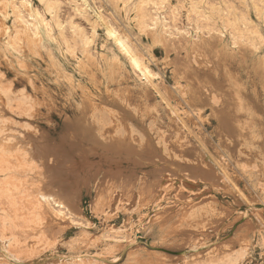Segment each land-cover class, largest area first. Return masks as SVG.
Here are the masks:
<instances>
[{"label":"rangeland","instance_id":"rangeland-1","mask_svg":"<svg viewBox=\"0 0 264 264\" xmlns=\"http://www.w3.org/2000/svg\"><path fill=\"white\" fill-rule=\"evenodd\" d=\"M10 1L0 0V144L11 147L4 155L8 159L0 162V264H78L69 258L76 255L96 264H264V148L259 127L264 125V0H52L61 3L50 10L47 0H27L29 6L23 7L20 0ZM29 13L40 14L48 23H38L36 40L29 37L31 25L41 18L34 15V20ZM56 13L61 16L58 30L52 19ZM16 14L31 23L29 30ZM152 17L159 20L157 41L148 31L156 28ZM107 24L116 31L120 27L119 34L126 36L148 72L122 53L113 41L117 33L106 36ZM14 25L20 33L9 41ZM164 29L186 39L190 50L180 53L185 62H174L175 53L161 37ZM81 30L90 37L86 54L78 40ZM200 41L202 46H196ZM185 64L194 70L183 71ZM189 71L198 73L204 88ZM233 83L246 91L242 114L251 121L243 132L250 138L246 141L231 137L236 124L221 130L216 119L217 109L236 102L227 90ZM11 105L20 107L19 112ZM99 116L106 124H94L87 132L77 124ZM39 142L43 148L30 146ZM55 199L66 210H56Z\"/></svg>","mask_w":264,"mask_h":264},{"label":"bare ground","instance_id":"bare-ground-1","mask_svg":"<svg viewBox=\"0 0 264 264\" xmlns=\"http://www.w3.org/2000/svg\"><path fill=\"white\" fill-rule=\"evenodd\" d=\"M10 1V0H9ZM12 1V0H11ZM10 1V2H11ZM62 1H64V0H62ZM70 1V0H69ZM93 1V0H92ZM96 1V0H95ZM107 1V0H106ZM134 1V0H133ZM137 1V0H136ZM143 1V0H142ZM148 1V0H147ZM149 1H152L153 2V0H149ZM158 1V0H157ZM165 1V0H164ZM45 2H47L46 3V7H47V9H51L52 8V6L53 5H55V4H58L59 3V1H58V3H56V2H54V3H52V0L50 1V0H47V1H45ZM83 4H85V2H84V0H82L81 1ZM114 2V1H113ZM159 2V1H158ZM3 3H4V0H3ZM15 3V2H14ZM61 3V2H60ZM59 3V4H60ZM81 3V4H82ZM131 3H132V1H131ZM139 3H140V1H139ZM149 3V2H148ZM10 4H12V3H10ZM20 4H21V6L23 7V6H26V5H28L29 6V2L27 1V0H20ZM31 4V3H30ZM69 4V3H68ZM67 4V5H68ZM118 4V3H117ZM134 4V3H133ZM141 4H143V3H141ZM145 4H147L146 3V1H145ZM157 4V3H156ZM9 5V4H8ZM13 5V4H12ZM11 5V6H12ZM64 5V4H63ZM66 5V6H67ZM70 5H73V4H70ZM97 5V4H96ZM129 5H131V4H129ZM148 5V4H147ZM149 5H150V3H149ZM152 5V4H151ZM154 5V4H153ZM162 5V4H161ZM19 6V5H18ZM65 6V5H64ZM81 6V5H80ZM83 6V5H82ZM94 7H95V5H93ZM142 6V5H141ZM145 6V5H144ZM205 6V5H204ZM232 6V5H231ZM250 6V5H249ZM15 7V6H14ZM146 7V6H145ZM206 7V6H205ZM222 7H224V6H222ZM247 7V6H246ZM11 8H13V7H11ZM25 8V7H24ZM75 8L77 9V5L75 6ZM125 8V7H124ZM136 8V7H135ZM139 8V7H138ZM137 8V9H138ZM215 8V7H214ZM0 9H3L2 7L0 8ZM8 9H10L9 7H8ZM18 9V8H17ZM43 9V8H42ZM61 9H63V8H61ZM65 9V8H64ZM73 9V8H72ZM81 9H83V8H81ZM118 9V8H117ZM127 9V8H126ZM130 9V8H129ZM199 9V8H198ZM211 9V8H210ZM216 9V8H215ZM12 10V9H11ZM23 10V9H22ZM44 10V9H43ZM54 10V9H53ZM59 10V9H58ZM68 10V9H67ZM67 10H66V12H67ZM75 10V9H74ZM84 10V9H83ZM148 10V9H147ZM27 11H28V7H27ZM30 11V10H29ZM45 11H46V9H45ZM56 11V10H55ZM130 11V10H129ZM141 11V10H140ZM151 11V10H150ZM155 11V10H154ZM3 12V11H2ZM4 12H6V11H4ZM15 12H17V11H15ZM52 12V11H51ZM80 12H82V11H80ZM86 12V11H85ZM95 12V11H94ZM132 11H130V13H131ZM145 12H147V11H145ZM195 12H196V10H195ZM28 13V12H27ZM46 13V12H45ZM48 13V12H47ZM68 13V12H67ZM135 13V12H134ZM138 13H140V12H138ZM153 13V12H152ZM151 13V14H152ZM197 13V12H196ZM44 14V13H43ZM50 14V13H49ZM60 14V13H59ZM97 14V13H96ZM104 14V13H103ZM146 14H148V13H146ZM180 14V13H179ZM195 14V13H194ZM14 15V14H13ZM30 17H32V18H34V20H35V17H34V15L36 16V17H38V18H41V19H39L38 20V22H34V23H32V25H31V23H29V21L27 20V19H24V17L22 16V15H20V14H16V16L14 17V18H20L22 21H23V23L24 24H22V25H24V27H26L25 29H30V25L33 27V29H34V31H31V35L29 36V37H31L32 39L34 38V36H36V34H39L38 33V27L41 25V24H43V26H44V24L45 25H47L48 23H46L45 22V19L40 15V14H31V13H29L28 14ZM48 15V14H47ZM73 15V14H72ZM100 17H103L101 14H98ZM106 15H108V14H106ZM112 15V14H111ZM140 16V14H137L136 13V16ZM160 15V14H159ZM44 16V15H43ZM51 16V15H50ZM113 16V15H112ZM142 16H143V14H142ZM154 16V15H153ZM171 16V15H170ZM199 16V15H198ZM227 16V15H226ZM59 17H61V16H59ZM59 17H58V15H57V13L56 14H53L52 15V19L55 21V23H54V25H55V28L57 27V26H61V22H60V20H59ZM71 17V16H70ZM97 17V16H96ZM133 17V16H132ZM144 17V16H143ZM240 17V16H239ZM47 18V17H46ZM72 18V17H71ZM76 18V17H75ZM87 18V17H86ZM86 18H84L85 20H86ZM123 18V17H122ZM139 19L138 20H140V17H138ZM163 18H165V17H163ZM199 19H200V17H198ZM232 18H233V16H232ZM242 18V17H241ZM245 18V17H244ZM262 18V17H261ZM20 19H19V22H20ZM51 19V20H52ZM106 19V18H105ZM111 19V18H110ZM124 19V18H123ZM198 19V20H199ZM204 19V18H203ZM137 20V19H136ZM150 20V19H149ZM151 20H153V24H154V26H156V28L154 27V28H149V30L148 31H150L149 33H150V36H151V40H156L157 41V39H159L158 37H159V34L157 33V22L159 21L158 19H157V17H152V19ZM158 20V21H157ZM165 20V19H164ZM163 20V21H164ZM171 20V19H170ZM91 21V20H90ZM100 21V20H99ZM116 21V20H115ZM172 21V20H171ZM40 22H44V23H41L39 26H38V23H40ZM75 22H76V20H75ZM136 22V21H135ZM134 22V23H135ZM184 22V21H183ZM182 22V23H183ZM22 23V22H21ZM50 23V22H49ZM65 23H66V21H65ZM88 23V22H87ZM93 23V22H92ZM126 23V22H125ZM137 23V22H136ZM170 23V22H169ZM168 23V24H169ZM198 23H199V21H198ZM205 22H203V24H204ZM234 23V22H233ZM243 23V22H242ZM141 24V23H140ZM143 24V23H142ZM152 24V25H153ZM160 24V23H159ZM164 24H165V21H164ZM167 24V23H166ZM195 24V23H194ZM263 24V23H262ZM54 25H52V26H54ZM70 26H71V24H69ZM77 25V24H76ZM125 25V24H124ZM133 25V24H132ZM136 25V24H135ZM134 25V26H135ZM161 25V24H160ZM163 25V24H162ZM193 25V24H192ZM15 27H14V29H13V32H12V34L13 35H10V37L8 38V40L9 41H13L14 39H15V37H17L16 35L18 34L19 35V33H20V31L18 30V27H17V25H14ZM131 26V25H130ZM129 26V27H130ZM139 26V25H138ZM141 26V25H140ZM202 26V25H201ZM242 26H243V24H242ZM23 27V28H24ZM72 27V26H71ZM81 27V26H80ZM92 27V26H91ZM90 27V28H91ZM96 27V26H95ZM116 27V26H115ZM128 27V26H127ZM146 27V26H145ZM161 27V26H160ZM159 27V25H158V28H160ZM163 27V26H162ZM165 27V26H164ZM181 27V26H180ZM186 27V26H185ZM195 27V26H194ZM196 27H198V26H196ZM246 27V26H245ZM47 28H48V26H47ZM58 28V27H57ZM56 28V29H57ZM61 28V27H60ZM60 28H58V29H60ZM102 28H104L103 27V25H102ZM120 28V27H119ZM118 28V29H119ZM132 28V27H131ZM131 28H129V29H131ZM189 28V27H188ZM202 28V27H201ZM200 28V29H201ZM240 28H243V27H240ZM57 29V30H58ZM72 29H73V27H72ZM80 29V28H79ZM116 29V28H115ZM113 27H111L109 24H107L106 25V36L108 35V36H112L113 34H118V36L116 37V39L115 40H113L114 42L116 41V42H118V45L120 46V49L122 50V53H124V55L126 56V58H128V59H130L131 60V62H132V64L135 66V67H139V69L143 72V73H145V72H148V68L146 67V66H144V64L139 60V58L136 56V54H134V52H132V50L129 48V44H127V42L128 41H126V36H123V35H121V34H119V32H118V29H117V31L115 30ZM134 29V28H133ZM146 29V28H145ZM148 29V28H147ZM146 29V30H147ZM186 29V28H185ZM200 29H198V32H199V30ZM245 29V28H244ZM4 30V29H3ZM53 30H54V27H53ZM67 30H68V28H67ZM124 30V29H123ZM160 30V29H159ZM163 30V29H162ZM173 30H175V29H173ZM180 30V29H179ZM191 30V29H190ZM203 30V29H202ZM45 31V30H44ZM48 31H49V29H48ZM91 31V30H90ZM105 31V30H104ZM122 31V30H121ZM140 31V30H139ZM148 31H147V33H148ZM168 31V30H167ZM165 29H164V34L161 36L162 37V40H164L165 41V43L166 44H164L165 45V47H167V48H169L171 51H173L174 53H175V55H174V62L175 63H181V62H183L184 61V59H183V57H182V55H180V53L181 52H183L184 54H185V52H186V54H188V51L190 50V48H188V47H190V46H187V42H185V40H184V37L183 38H181V39H179V37H176V36H171L168 32H167ZM192 31V30H191ZM124 32V31H123ZM145 32V31H144ZM160 32V31H159ZM173 32V31H172ZM207 32V31H206ZM9 33V32H8ZM7 33V34H8ZM53 33V32H52ZM57 33V32H56ZM97 33V32H96ZM104 33V32H103ZM131 33V32H130ZM135 33V32H134ZM140 33V32H139ZM24 34V33H23ZM22 34V35H23ZM61 34V33H60ZM76 34V33H75ZM95 34V28H94V25H93V27H92V35H94ZM144 34V33H143ZM162 34V33H161ZM21 35V36H22ZM29 34H26V36H28ZM47 35V34H46ZM78 35H79V44H80V46H81V49H82V51H83V53L84 54H86V52H87V47H88V44H89V42H90V37L89 36H87L84 32H82V30L81 31H79L78 32ZM89 35H91V34H89ZM128 35V34H127ZM44 36H45V33H44ZM61 36H63V35H61ZM76 36V35H75ZM23 37H25V35H23ZM43 37V36H42ZM41 37V38H42ZM55 37H56V34H55ZM58 37V36H57ZM140 37V36H139ZM138 37V38H139ZM181 37V36H180ZM198 37H199V35H198ZM210 37H211V35H210ZM209 37V38H210ZM215 37V36H214ZM4 38H5V36H4ZM19 38V37H18ZM22 38V37H21ZM21 38H19V39H21ZM60 38V37H59ZM64 38V37H63ZM92 38H93V36H92ZM108 38V37H107ZM113 38V37H112ZM204 38L205 37H203L202 39L204 40ZM7 39V38H6ZM28 39V38H27ZM39 39V38H38ZM46 39H47V36H46ZM49 39V38H48ZM47 39V40H48ZM61 39V38H60ZM73 39V38H72ZM106 39V38H105ZM128 39V38H127ZM189 39V38H188ZM205 39H207V38H205ZM211 39H212V37H211ZM211 39H210V41H211ZM3 40H5V39H3ZM8 40H6V41H8ZM24 40V39H23ZM34 40H36L35 38H34ZM43 40V39H42ZM45 40V39H44ZM63 40V39H62ZM64 40H66V39H64ZM63 40V41H64ZM69 40V39H68ZM140 40V39H139ZM17 41V40H16ZM32 41L33 40H29V43L31 42L32 43ZM61 41V40H60ZM202 41V40H201ZM201 41H200V44H197L196 46H198V45H201ZM208 41V40H207ZM25 42H28V40L26 41L25 40ZM44 42V41H43ZM67 42V41H66ZM162 42V41H161ZM206 43L205 41H202V43ZM214 43H215V41H213ZM35 43V45H37L36 44V42H34ZM47 43V42H46ZM62 43V42H61ZM72 43V42H71ZM128 43H130V42H128ZM136 43V42H135ZM160 43V42H159ZM196 43V42H195ZM203 43V44H204ZM2 44V43H1ZM28 44V43H27ZM78 44V45H79ZM131 44V43H130ZM12 45V44H11ZM33 45V44H32ZM43 45V44H42ZM45 45V44H44ZM43 45V46H44ZM63 45H65V44H63ZM67 45V44H66ZM66 45H65V47H66ZM69 45V44H68ZM77 45V46H78ZM163 45V46H164ZM209 45V44H208ZM13 46V45H12ZM18 46H20L19 44H18ZM28 46V48L30 47L29 45H27ZM92 46H94V45H92ZM194 46V45H193ZM202 46V45H201ZM2 47H4V46H2ZM7 47V46H6ZM26 47V46H25ZM33 47H34V45H33ZM36 47V46H35ZM41 47V46H40ZM97 47V46H96ZM203 47H204V45H203ZM50 48H52V47H50ZM49 48V49H50ZM67 48H68V46H67ZM133 48H134V46H133ZM196 48V47H195ZM251 48V47H250ZM3 49V48H2ZM10 49V48H9ZM12 49H15V46H14V48H12ZM33 49V48H32ZM71 49V48H70ZM93 49V48H92ZM91 49V50H92ZM165 50H166V48H164ZM189 49V50H188ZM200 49H202V48H200ZM203 49H205L206 50V48H203ZM51 50V49H50ZM134 50V49H133ZM170 50H168V51H170ZM12 51V50H11ZM14 51V50H13ZM45 51V50H44ZM48 51V50H47ZM46 51V52H47ZM69 51H73V50H69ZM167 51V50H166ZM170 51V52H171ZM15 52V51H14ZM51 52H52V50H51ZM64 52V51H63ZM77 52V51H76ZM205 53L207 52V51H204ZM71 53V52H70ZM74 53V52H73ZM89 53V52H88ZM195 53H196V51H195ZM205 53H203V54H205ZM19 54V53H18ZM17 54V55H18ZM199 54V53H198ZM202 54V53H201ZM208 54V53H207ZM217 54V53H216ZM10 55V54H9ZM22 55V54H21ZM46 55V54H45ZM70 55V54H69ZM69 55H68V57H69ZM73 55V54H72ZM101 55V54H100ZM118 55V54H117ZM129 55V56H128ZM194 55V54H193ZM197 55V54H196ZM200 55V54H199ZM198 55V56H199ZM206 55V54H205ZM74 56V55H73ZM76 56V55H75ZM78 56V55H77ZM81 56V55H80ZM79 56V57H80ZM84 56V55H83ZM91 57H92V55H90ZM95 56V55H94ZM119 56V55H118ZM203 56V55H202ZM18 57V56H17ZM47 56H45L44 58H46ZM50 57V56H49ZM72 57V56H71ZM85 57V56H84ZM86 57H87V55H86ZM85 57V58H86ZM113 57V56H112ZM121 57V56H120ZM167 57V56H166ZM185 57H187V55H185ZM189 57V56H188ZM191 57V56H190ZM196 57L197 56H195V59H196ZM207 57V56H206ZM48 58V57H47ZM46 58V59H47ZM84 58V59H85ZM105 58V57H104ZM203 58H205V57H203ZM202 58V59H203ZM50 59V58H49ZM72 59V58H71ZM73 59H75V58H73ZM78 59V58H77ZM81 59H83V58H81ZM90 58H87L86 60H89ZM91 59H93V58H91ZM101 59V58H100ZM121 59V58H120ZM43 60V59H42ZM41 60V61H42ZM78 60H80V59H78ZM96 60V59H95ZM102 60V59H101ZM100 60V61H101ZM4 61V60H3ZM97 61V60H96ZM105 61V60H104ZM121 61V60H120ZM187 61H189L190 62V60H187ZM201 61V60H200ZM200 61H197V62H200ZM48 62V61H47ZM78 62V61H77ZM80 62V61H79ZM83 62H85V61H83ZM82 62V63H83ZM92 62V60H90V63ZM185 62V61H184ZM46 63V62H45ZM81 63V62H80ZM92 63H94V62H92ZM92 63H91V65H92ZM8 64V63H7ZM89 64V63H88ZM97 64V63H96ZM104 64H105V62H104ZM61 65H63V63L61 64ZM73 65H75V64H73ZM84 65V64H83ZM87 65V64H86ZM184 65V64H183ZM189 65V64H188ZM76 66H77V64H76ZM79 66V65H78ZM82 66V65H81ZM88 66V65H87ZM93 66L95 67V65L93 64ZM98 66V65H97ZM101 66V65H100ZM192 66V65H191ZM54 67H55V65H54ZM53 67V68H54ZM70 67V66H69ZM84 67H85V65H84ZM84 67H82V68H84ZM93 67V68H94ZM181 67H183V71H184V68H189V69H191V67H189V66H187V64H185V67L184 66H181ZM199 67V66H198ZM68 68V67H67ZM86 68V67H85ZM91 68V67H90ZM54 69H56L57 70V68L55 67ZM62 69V68H61ZM71 69H73V67L71 68ZM70 69V70H71ZM87 69V68H86ZM101 69H103V68H101ZM192 69H193V67H192ZM191 69V70H192ZM197 69V68H196ZM59 70V69H58ZM69 70V69H68ZM67 70V71H68ZM78 70V69H77ZM80 70H81V68H80ZM87 70H90V69H87ZM95 70V69H94ZM118 70V69H117ZM186 70H188V69H186ZM186 70H185V72H186ZM194 70V69H193ZM206 70V69H205ZM53 71V70H52ZM52 71H50V72H52ZM64 71V70H63ZM75 71H76V69H75ZM86 71V70H85ZM199 71V70H198ZM201 71V70H200ZM87 72V71H86ZM184 72V73H185ZM189 72H193V73H191L192 75H195L194 77H197L198 75V73H197V71H196V73L197 74H195V72L194 71H189ZM57 73V72H56ZM90 73H92V72H90ZM201 73V72H200ZM199 73V74H200ZM57 74H59V71H58V73ZM62 74V73H61ZM95 73H92V77H94L95 75H94ZM190 74V73H189ZM207 74V73H206ZM68 75V74H67ZM91 75V74H90ZM94 75V76H93ZM192 75H188V77H191ZM197 75V76H196ZM201 75V74H200ZM57 76V75H56ZM62 76V75H61ZM70 76V75H69ZM89 76V75H88ZM203 76V75H202ZM60 77V76H59ZM58 77V78H59ZM63 77V76H62ZM67 77V76H66ZM79 77V76H78ZM83 77V76H82ZM206 77V76H205ZM68 78V77H67ZM193 78V77H192ZM198 79H199V76L197 77ZM210 78V77H209ZM69 79V78H68ZM77 79H79V78H77ZM94 79H97V78H94ZM114 79V78H113ZM193 79H195V78H193ZM201 79V78H200ZM200 79L198 80V82L200 81ZM206 79V78H205ZM64 80V79H63ZM65 80H66V78H65ZM74 80V79H73ZM80 80V79H79ZM202 80V79H201ZM209 80V79H208ZM212 80V79H211ZM94 81V80H93ZM193 81V80H192ZM196 81V80H195ZM195 81H194V83L193 84H195ZM203 81V80H202ZM207 81V80H206ZM62 82V81H61ZM69 81H67V83H68ZM74 82V81H73ZM72 82V83H73ZM83 82V81H82ZM88 82H91V84H92V81H88ZM209 82V81H208ZM214 82V81H213ZM212 82V83H213ZM70 83V82H69ZM68 83V84H69ZM201 83H203V82H199V85H201V87H203L204 88V85H205V82L203 83L204 85H202ZM226 83H227V81H226ZM75 84V83H74ZM80 84V83H79ZM78 84V85H79ZM84 84V83H83ZM94 84H95V81H94ZM196 84H197V81H196ZM196 84L194 85V86H196ZM71 85H73V84H71ZM214 85V84H213ZM227 85V84H226ZM230 85H232V84H230ZM84 86V85H83ZM86 86V85H85ZM216 86V85H215ZM218 86V85H217ZM219 86H223V84L221 85V84H219ZM233 88L231 87L230 89H227V90H229V92H230V95H233L232 97H233V99L234 100H236V102H234L233 104L231 103V105L230 104H226V105H228L227 106V108L226 109H222V111H220L219 109H217L216 111L218 112H216L218 115V117H216V119H218V124H220V127H222V128H220L221 130H226L227 128H229L232 124L234 125V124H236V126H234L233 127V129L235 130L234 131V135H232L231 137H233L234 138V136H236V137H242V138H245V141L246 140H249L248 139V137H247V135L246 134H248V133H246V134H243V132H247L248 131V129H249V127H250V122H248L249 121V117H247V116H244L243 114H242V111H245L246 110V108H245V103H244V98H243V96H246V91H245V88L244 87H242L241 85L240 86H238V87H236L235 85H234V83H233ZM55 87H57V86H55ZM200 87V88H201ZM228 87V86H227ZM72 88V87H71ZM82 87H80V89H81ZM87 88V87H86ZM197 88V87H196ZM203 88H201V89H203ZM229 88V87H228ZM60 89V88H59ZM58 88H57V90H59ZM80 89H78V90H80ZM99 89V88H98ZM199 89V88H198ZM207 89H209V87L207 88ZM221 89H223L222 87H221ZM226 89V88H225ZM83 90V89H82ZM87 90V89H86ZM146 90H147V88H146ZM210 90H211V88H210ZM209 90V91H210ZM45 91H47V90H45ZM44 91V92H45ZM61 91V90H60ZM71 92H73L72 90H70ZM213 91V90H212ZM59 92V91H58ZM64 92V91H63ZM80 92V91H79ZM106 92V91H105ZM121 92V91H120ZM201 92V91H200ZM203 92V91H202ZM51 93V92H50ZM70 93V92H69ZM150 93V92H149ZM148 93V94H149ZM204 93V92H203ZM48 94V93H47ZM46 94V95H47ZM65 94V93H64ZM63 94V95H64ZM77 94V93H76ZM16 95V94H15ZM19 95V94H18ZM49 95V94H48ZM51 95V94H50ZM106 95V94H105ZM108 95V94H107ZM106 95V96H107ZM116 95V94H115ZM122 95V94H121ZM205 96H207L206 94H204ZM229 95V96H230ZM77 96V95H76ZM91 96V95H90ZM114 96V95H113ZM116 96H118V94L116 95ZM151 96V95H150ZM192 96H193V94H192ZM204 96V97H205ZM16 97V96H15ZM20 97V96H19ZM89 97V96H88ZM92 97V96H91ZM94 97V96H93ZM125 97V96H124ZM130 97V96H129ZM199 99H200V97H202V96H200L199 94H198V96H197ZM87 98V97H86ZM98 98H99V96H98ZM103 98V97H102ZM104 98H107V97H104ZM119 98H121V97H119ZM153 98V97H152ZM190 98V97H189ZM208 98H209V96H208ZM247 98V97H246ZM118 99V98H117ZM146 99V98H145ZM191 99V98H190ZM231 99V98H230ZM77 100H79V99H77ZM82 100V99H81ZM97 100V99H96ZM99 101H98V104H100L101 102H100V99H98ZM103 100H105V99H103ZM108 100V99H107ZM106 100V101H107ZM113 101L115 100V99H112ZM119 100V99H118ZM118 100H116L117 102H118ZM121 100H125V99H121ZM192 100V99H191ZM205 100H206V102L208 103V101H209V99H208V101H207V99L205 98ZM247 100V99H246ZM249 100V99H248ZM248 100H247V102H248ZM15 101V100H14ZM95 101V100H94ZM102 101V100H101ZM106 101H104V102H106ZM92 102H93V100H92ZM97 102V101H96ZM100 102V103H99ZM115 102V101H114ZM116 102V103H117ZM120 102V101H119ZM119 102H118V104H119ZM126 102H127V100H126ZM125 102V103H126ZM202 102L204 103V101H203V98H202ZM201 102V103H202ZM205 102V103H206ZM17 103H19L18 101H17ZM83 104H85V102H82ZM89 104L91 103V102H88ZM94 103V102H93ZM102 103H103V101H102ZM101 103V104H102ZM122 103V102H121ZM168 103V102H167ZM11 104V103H10ZM13 104H16V103H13ZM33 104V103H32ZM97 104V105H98ZM100 104V105H101ZM114 104V103H113ZM198 104V103H197ZM209 104V103H208ZM221 104V103H220ZM23 105V104H22ZM34 105V104H33ZM91 105V104H90ZM96 105V104H95ZM99 105V106H100ZM104 105V104H103ZM122 105V104H121ZM127 105V104H126ZM130 105V104H129ZM204 105V104H203ZM223 105V104H222ZM231 107H230V106ZM249 105V104H248ZM12 106V108H14L13 107V105H11ZM94 106V105H93ZM124 106V105H123ZM121 107V109L122 108H124V107ZM149 106V105H148ZM23 107V106H22ZM31 107V106H30ZM33 107V106H32ZM108 107V106H107ZM126 107V106H125ZM247 107V106H246ZM251 107H252V103H251ZM11 108V107H10ZM11 108V109H12ZM15 108H17V105L15 106ZM14 108V109H15ZM20 108V107H19ZM19 108H17V111H18V109ZM119 108H120V106H119ZM127 108V107H126ZM232 108V109H231ZM14 109H12V110H14ZM27 109V108H26ZM86 109V108H85ZM125 109V108H124ZM123 109V110H124ZM228 109H231V112L230 111H228ZM249 109V108H248ZM251 109V108H250ZM28 110V109H27ZM116 110V109H115ZM122 110V112L123 113H125V111H123ZM126 110V109H125ZM132 110V109H131ZM135 110V109H134ZM212 110H213V108H212ZM21 111V110H20ZM214 111V110H213ZM19 112V111H18ZM23 112V111H22ZM32 112V111H31ZM31 112H29V113H31ZM83 112H85V113H87L86 111H83ZM82 111H81V113H83ZM215 112V111H214ZM228 112H230L231 114H229ZM24 113H26L25 111H24ZM80 113V114H81ZM85 113H83L84 115H85ZM211 113H213V112H211ZM216 113H214V114H216ZM225 113H228L229 115L227 116V114L225 115ZM252 113V112H251ZM94 114V113H93ZM102 114V113H101ZM138 114V113H137ZM253 114V113H252ZM19 115L21 116V113H19ZM34 115V114H33ZM87 115H88V113H87ZM92 115V114H91ZM119 116L121 115L120 113L118 114ZM124 115V114H123ZM28 116V115H27ZM115 116V115H114ZM118 116V117H119ZM87 117H89V116H87ZM94 117H95V115H94ZM101 116H99L98 118L96 117L95 119H93L92 121L90 120V122H88V124H85V123H77L78 125H84L85 127L83 128V132H87L88 130H87V128L88 127H93L94 126V124L96 125H98L99 123L100 124H102V125H105L106 124V121H105V118H104V121H105V123L102 121L103 120V118H102V120H100L99 118H100ZM103 117V116H102ZM122 117V116H121ZM128 118V117H127ZM78 120H80L81 118H80V116H78V118H77ZM76 119V120H77ZM83 120L85 119V118H82ZM90 119H92V118H90ZM85 121V120H84ZM86 121H87V119H86ZM100 121V122H99ZM108 121H109V119H108ZM115 121V120H114ZM113 120H112V122H114ZM118 121V120H117ZM120 121V120H119ZM122 121V120H121ZM256 121V120H255ZM112 122H110V123H112ZM124 122V121H123ZM75 123V124H76ZM172 123V122H171ZM122 124V123H121ZM91 127V128H92ZM171 127V126H170ZM259 127H260V130H261V133H260V137H262V144L263 145H260L262 148H264V125L263 124H260L259 125ZM91 128H90V131H91ZM81 129H82V126H81ZM243 129H244V131H243ZM85 130V131H84ZM230 130H232V129H229V131ZM229 131H227V132H229ZM81 132H82V130H81ZM92 132V131H91ZM110 132V131H109ZM226 132V131H225ZM233 132V131H232ZM231 132V134H233ZM78 133V132H77ZM81 134V133H80ZM79 134V135H80ZM89 134V133H88ZM223 135H224V131H223V133H222ZM222 134H221V136H222ZM227 134V133H226ZM229 134V133H228ZM84 135H85V137L87 136V133H84ZM110 135V134H109ZM246 135V136H245ZM229 136V135H228ZM251 136H252V138L255 136V135H253V134H251ZM1 137V136H0ZM39 137V136H38ZM180 137V136H179ZM235 137V138H236ZM28 138V137H27ZM35 138V137H34ZM33 138V139H34ZM37 138V137H36ZM89 138L91 139V134H90V136H89ZM127 138H128V136H127ZM24 139H26V137H24ZM97 139V138H96ZM134 139V138H133ZM169 139V138H168ZM81 140V139H80ZM127 140V139H126ZM229 140V139H228ZM235 140V139H234ZM32 141V140H31ZM35 141V140H34ZM37 142H38V139L36 140ZM82 141V140H81ZM97 141H99V140H97ZM222 141H224V140H222ZM41 142V141H40ZM39 142V145L37 146L35 143H34V145L33 144H30V146H32V147H34L35 149H38V148H43L44 147V144L43 143H40ZM100 142V141H99ZM112 142V141H111ZM115 142V141H114ZM186 143V142H185ZM25 144V143H24ZM24 144H22V146L24 145ZM27 144H29V143H27ZM117 144V143H116ZM131 144V143H130ZM129 144V145H130ZM181 144V143H180ZM223 144V143H222ZM172 145V144H171ZM235 145V144H234ZM0 157L2 158V159H0V162L2 161V163L4 164L5 163V159H8L7 157H9V155H7V157L6 158H4V155L5 154H7L8 152H9V150H10V148L11 147H9L6 143L5 144H0ZM3 146V147H2ZM113 146V145H112ZM120 145L118 144V147H119ZM222 146H225V144L224 145H222ZM250 147V146H249ZM81 148V147H80ZM113 148V147H112ZM115 148V147H114ZM180 148V147H179ZM226 148H227V146H226ZM262 148H260V151H263V150H261ZM20 152H21V154L23 155L24 153H25V151H24V149L23 148H20V147H18L17 148ZM130 149V148H129ZM181 149V148H180ZM252 149V148H251ZM28 150V149H27ZM227 150H231V149H229V148H227ZM12 151V150H11ZM28 151H30V150H28ZM185 151V150H184ZM232 151V150H231ZM242 151V150H241ZM132 152V150H130V153ZM180 152H182V151H180ZM239 152V151H238ZM257 152V151H256ZM236 153V152H235ZM243 153H244V151H243ZM264 153V152H263ZM251 154V153H250ZM262 154V153H261ZM245 155H247V154H245ZM236 156V155H235ZM234 157V156H233ZM260 158V157H259ZM259 158H257L256 157V159H258V160H260ZM25 159V158H24ZM244 160H245V158H243ZM249 159V158H248ZM241 160H242V158H241ZM250 161H251V159H249ZM238 161H240V160H238ZM243 161V160H242ZM249 161V162H250ZM240 164H241V162H240ZM259 164V163H258ZM39 165H41L42 167H43V169H45V171H46V165H42V163L40 162L39 163ZM7 166V165H6ZM241 166H242V164H241ZM255 167H256V163H255ZM264 168V167H263ZM263 168L261 169V170H263ZM242 169H243V167H242ZM254 169V168H253ZM7 170V169H6ZM48 170V169H47ZM259 170V169H258ZM23 171V170H22ZM250 171V170H249ZM6 172V171H5ZM15 172V171H14ZM27 172V171H26ZM259 172V171H258ZM257 172V173H258ZM23 173V172H22ZM248 173V172H247ZM246 173V174H247ZM6 175V174H5ZM8 175V174H7ZM250 175V174H249ZM252 175V174H251ZM261 175H263V173L261 174ZM13 176V175H12ZM17 177V176H16ZM249 177V176H248ZM255 177V176H254ZM262 177V176H261ZM252 178V177H251ZM259 180V179H258ZM259 183V182H258ZM260 187V186H259ZM1 195V194H0ZM64 196V195H63ZM2 197V196H1ZM2 199V198H1ZM0 199V200H1ZM63 199V198H62ZM60 200V199H59ZM57 201L56 199L54 200V203H56V205L55 206H57L58 207V209H56V210H58V211H61V208H65V210H66V206L61 202V201ZM66 200V199H65ZM255 200V199H254ZM5 202V201H4ZM47 203H46V200L44 201V203H43V205H46ZM47 206H48V204H47ZM46 206V207H47ZM71 206V205H70ZM44 208V207H43ZM48 208H50V207H48ZM169 208V207H168ZM47 209V208H46ZM167 209V208H166ZM50 210V209H49ZM168 210V209H167ZM48 211V210H47ZM53 210H50V214L52 213V215H53V212H52ZM160 212V211H159ZM59 213H61V212H59ZM198 213V212H197ZM201 213H203V212H201ZM191 214V213H190ZM204 214V213H203ZM202 214V215H203ZM195 215V214H194ZM205 215V214H204ZM210 215V214H209ZM261 215V214H260ZM164 216H166V215H164ZM193 216V215H192ZM208 216V215H207ZM181 217V216H180ZM197 217H199V216H197ZM201 217V216H200ZM204 217V216H203ZM49 218V217H48ZM161 218V217H160ZM159 218V219H160ZM184 218V217H183ZM190 218V217H189ZM194 218V217H193ZM192 218V219H193ZM196 218V217H195ZM208 218V217H207ZM169 219V218H168ZM257 219H259V218H257ZM164 220V219H163ZM260 220H261V218H260ZM154 221H156V220H154ZM189 222V221H188ZM263 222V221H262ZM176 223V222H175ZM192 223V222H191ZM196 223V222H195ZM194 223V224H195ZM255 223H256V221H255ZM258 223V222H257ZM155 224V223H154ZM151 226V225H150ZM255 226V225H254ZM261 227V226H260ZM56 229H58V228H56ZM160 229V228H159ZM20 230V229H19ZM155 230V229H154ZM47 231V230H46ZM51 231H53V230H51ZM19 232V231H18ZM154 232H159V231H154ZM48 234V233H47ZM18 235V234H17ZM57 235V234H56ZM53 236V235H52ZM54 238V237H53ZM55 240V239H54ZM73 241V240H72ZM194 247V246H193ZM194 249L197 251V248L196 247H194ZM228 252V251H227ZM236 252H238V251H236ZM19 254V253H18ZM148 254V253H147ZM228 254V253H227ZM14 255H15V253H14ZM83 256V255H82ZM81 255H79V256H73V257H69L70 258V260L72 259L73 261H75V259L77 260V261H79V263L78 264H96V263H94V261H91V260H88V259H85V258H83ZM158 256V255H157ZM157 256H155L156 258H157ZM159 257V256H158ZM185 257V256H184ZM68 258V259H69ZM146 258V257H145ZM150 258V257H149ZM142 259V258H141ZM154 259V258H153ZM158 259V258H157ZM185 259V258H184ZM234 259V258H233ZM137 260H138V257H137ZM149 260H151V259H149ZM163 260V259H162ZM194 260V259H193ZM218 260H220V259H218ZM87 261H89V262H87ZM207 261V260H206ZM206 261H199V260H197L196 262H193V264H204V263H206ZM212 261V260H211ZM163 262V261H162ZM179 262V261H178ZM181 262V261H180ZM214 262V261H213ZM225 263H226V261H224ZM155 263V262H154ZM153 263V264H154ZM161 263V262H160ZM189 263V262H188ZM210 263H212V262H210ZM209 263V264H210ZM224 263V264H225ZM236 263V262H235ZM234 263V264H235ZM159 264V263H158ZM163 264V263H162ZM164 264H165V262H164ZM181 264V263H180ZM183 264H185V263H183ZM186 264H187V262H186Z\"/></svg>","mask_w":264,"mask_h":264}]
</instances>
